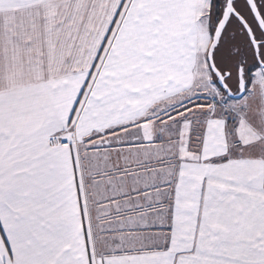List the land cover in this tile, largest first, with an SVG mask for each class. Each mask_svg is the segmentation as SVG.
Listing matches in <instances>:
<instances>
[{
  "label": "snow or ice",
  "instance_id": "1",
  "mask_svg": "<svg viewBox=\"0 0 264 264\" xmlns=\"http://www.w3.org/2000/svg\"><path fill=\"white\" fill-rule=\"evenodd\" d=\"M0 264H264V0H0Z\"/></svg>",
  "mask_w": 264,
  "mask_h": 264
}]
</instances>
